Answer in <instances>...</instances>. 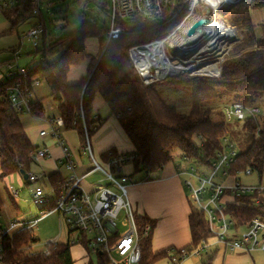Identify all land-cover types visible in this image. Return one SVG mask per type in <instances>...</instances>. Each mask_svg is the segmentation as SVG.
<instances>
[{
	"label": "trees",
	"instance_id": "obj_1",
	"mask_svg": "<svg viewBox=\"0 0 264 264\" xmlns=\"http://www.w3.org/2000/svg\"><path fill=\"white\" fill-rule=\"evenodd\" d=\"M7 1L0 12L9 24V33H16L24 23L36 19L31 29L41 28L42 35L38 47L30 54L31 62L25 67L28 69L27 74L4 79L0 85V217L7 207L5 200L17 210L14 199L7 190L8 184H4V181L21 170L29 173L33 164L31 157L36 150L19 121L21 115L7 100V91L20 84L32 92L34 80H37L38 84L44 82L51 92V97L58 103L57 114L63 122L62 131H74L78 138L83 137L84 128L91 138L104 123L105 120L102 121L92 113L95 97L102 99L109 116L115 118L132 150L118 152L111 148L99 157L106 159L108 151L113 154H135V158L130 162L132 174L142 173L144 176L133 181L132 175H127L132 179L131 184L151 180V173L176 159L185 158L193 162L197 172H203V169L211 170L217 152L222 149V140L227 138L235 147L234 138L244 133L249 136L248 146L242 152L236 151L235 160L229 166L227 176L223 178L224 184H227L230 178L238 181L235 176L244 175L249 171L250 175L255 174L257 177L256 186H263L261 178L264 171V127H259L256 117L247 118L243 122L234 121L233 123L239 124L238 128L231 127L226 122L214 124L209 111L203 109L201 104L214 99L219 90L234 95L237 103H240L237 100L241 97L257 93L264 101V35L256 38V25L250 16L254 10L264 11V0H244L225 13L232 23L245 28V34L222 63L220 78L182 77L177 83L193 88V105L187 115L178 113L163 102L157 92L160 82L145 86L128 57V50L132 46L166 35L183 18L185 11L179 12L175 20L165 27L143 24L136 18L122 21V34L107 42L105 28L85 22L62 35L48 33L39 10L40 0ZM80 1L76 0V3ZM86 38L99 40L94 56L87 53L84 44ZM85 60L88 63L84 77L77 83H68L67 76L71 68ZM29 117L36 120L45 119L40 101L32 99ZM48 183L57 194L61 177L53 174L48 178ZM187 198L190 210L187 218L190 243L183 248L190 253L202 244L207 246L209 241L216 237L209 230L206 215L197 209L188 195ZM221 202L224 203V215L233 225L246 226L255 219L264 224L263 193L256 191L251 195L230 196L229 192L225 191ZM131 207L137 229L142 231L147 225L152 229L151 234L141 241V264H155L167 258V251L171 247L154 252L151 245L154 223L144 216H139L132 204ZM9 219L11 218H7ZM32 232L33 230H25L3 238L6 264H74L72 246L66 243L46 245L47 254L31 253L30 247L38 243ZM83 257L84 264H93L86 252ZM100 261L103 263L102 259ZM212 262L211 255H206L201 260V264Z\"/></svg>",
	"mask_w": 264,
	"mask_h": 264
},
{
	"label": "built area",
	"instance_id": "obj_2",
	"mask_svg": "<svg viewBox=\"0 0 264 264\" xmlns=\"http://www.w3.org/2000/svg\"><path fill=\"white\" fill-rule=\"evenodd\" d=\"M90 1L93 2L94 9L99 10L101 5L99 0ZM108 1L111 11L106 29L107 42L117 39L122 34L123 28L120 25L122 21L136 18L143 24L165 27L175 20L179 12L185 11L179 23L163 37L129 48L130 62L145 86L165 81L172 76L186 74L218 79L219 72H210L208 69L220 65L230 47L238 41L237 28H235L237 36L224 37V30L233 25L226 24L222 17L229 9L236 7L244 0ZM7 2L12 4L11 1ZM6 4V2L0 3V10ZM200 19L204 20V23L188 36V29ZM211 27H213L212 30ZM41 35L42 29L38 27L28 30L25 36L30 39L32 47L37 48ZM27 72L26 68L5 64L3 75L4 79H11L17 75L25 76ZM36 85L38 81L34 80L33 87ZM32 99V92L20 84H16L7 91V100L21 116H29ZM223 114L226 121L243 122L247 118H255L259 114V109L235 102L225 106ZM62 126L63 122L57 115L50 121L47 130L39 132V136L43 139L49 138L55 146L60 148L62 157L58 161L56 174L60 176L59 168L65 170L67 174L64 177L60 176L61 183L58 184L56 194L49 184L48 192L44 191L43 173H27L26 181L35 185L29 201L36 205L38 216L13 221L9 219L6 225L0 224V264H6L2 247V240L6 235L33 230L42 219L52 214H57L66 227L65 243L85 250L93 264H141V241L151 234L152 229L149 225L142 231L137 229L128 199L131 179L123 174V167L135 158V154H113L108 151L106 159L95 158L88 131L84 128L83 143L78 150L86 157L87 167L82 174L78 175L75 173L77 166L64 139L65 132L62 131ZM236 155L234 145L224 138L222 149L217 152L208 175L197 172L193 167L185 170L176 166L177 175L191 178V181L188 179L183 181L188 189V196L197 209L206 215L209 230L218 241L231 250L264 253V224L256 219L248 223L246 230L237 238L228 240L227 237L233 223L223 213L224 203L221 202L223 193L228 191L230 196H238L251 195L257 191L264 194V186L244 185L238 181L231 184L214 181L217 174L220 178L227 176V170L234 162ZM31 158L33 163L49 159V148L46 146L36 148ZM183 160L186 163L189 162L185 158ZM95 173L101 174L102 181L109 182V185L87 191L83 186V180ZM244 175H250L249 171H246ZM7 190L13 199L18 198L20 189L8 184ZM50 204L52 206H49ZM56 244H58L56 239L50 240L41 251H35L36 245H33L30 247V252L47 254L45 246ZM205 246L202 244L190 253H187L183 247L171 248L167 251V264H179L188 257H199Z\"/></svg>",
	"mask_w": 264,
	"mask_h": 264
},
{
	"label": "crops",
	"instance_id": "obj_3",
	"mask_svg": "<svg viewBox=\"0 0 264 264\" xmlns=\"http://www.w3.org/2000/svg\"><path fill=\"white\" fill-rule=\"evenodd\" d=\"M5 1L7 0H0V3ZM32 27L33 25L26 27L24 31H20L21 27H19L16 33H9V24L4 18L2 12H0V82L4 80L3 72L5 64H12L17 67L21 66V68H25L28 65L29 59L24 60L20 56L21 50L24 47V39H28L25 36L26 32ZM85 70L86 66L77 65L72 67L67 76L68 83L79 82L80 79L84 77L86 73ZM39 85L40 83L38 86ZM100 101H102V99L97 96L92 103V113L94 116H98L96 111ZM103 105H105L104 102ZM48 119L49 118L36 120L26 115L19 117V121L31 144L36 148H41L43 146L49 148L50 158L34 162L30 168V172L43 173L44 177L42 184L44 188H48L49 183L47 178L56 174V171L58 170V161L62 157L60 148L55 146V143L52 140L49 138L43 139L39 136L40 131L48 129L50 123ZM103 120L105 121L100 129H98V131H96L90 138L92 152L93 148H95V153L99 157L100 154L111 148H114L118 152L131 151L132 147L120 130L118 123L116 125V123L111 122L110 120ZM69 134L77 135L74 131L65 132L64 136L66 135V139ZM80 145L79 141L77 143L75 142V145L72 146V152H70L71 157L77 166L75 173L78 175L82 174L87 167L86 157L81 155L78 150ZM82 160H84L85 163H83ZM59 174L61 177H64L67 173L62 168H59ZM149 177L152 178L149 181L130 184L128 188V198L139 216H144L154 223L151 240L152 250L157 252L170 247L181 248L188 245L190 243V234L187 218L190 210L187 202V192L183 187L181 177L177 175L176 167H174L172 163H168L151 173ZM140 178H143V176ZM7 179L12 181V183H15L17 189H20V193L24 191L21 195V197L24 195L22 199L19 195L17 199H14L17 210H14L8 204L7 200H5L7 207L3 211L2 216L12 218L13 215L20 213L19 207L30 200L31 192L35 185L27 182L20 173L9 176ZM221 180L224 183L223 178ZM233 182L234 179L230 178L227 181V184ZM246 185L256 184L247 183ZM84 188L87 191H91L92 189L90 186H84ZM44 191L46 192V189H44ZM245 230V225L234 224L227 233L228 240L237 238L240 233ZM72 249H75L77 254H80V258H74L72 256L74 264L77 262L79 264H84L85 258L83 256L85 252L83 249L77 246H73L71 250ZM206 255L213 256L212 264H255L254 262L257 258L254 251L248 252L240 249L231 250L227 245L214 238L209 241L199 257H188L179 264H201L202 258H205ZM167 259L168 257L155 264H167Z\"/></svg>",
	"mask_w": 264,
	"mask_h": 264
},
{
	"label": "rangeland",
	"instance_id": "obj_4",
	"mask_svg": "<svg viewBox=\"0 0 264 264\" xmlns=\"http://www.w3.org/2000/svg\"><path fill=\"white\" fill-rule=\"evenodd\" d=\"M99 2L101 3L99 10L93 11L92 10L94 8L93 2L87 1V0H81L78 3H76V0H40L39 10L45 22L47 32L51 34H55V35L61 34L62 35V34L71 32L81 22L89 23L94 26L107 29L109 25L108 16L111 11L110 3L108 0H99ZM250 16H251L252 22L256 25L255 26V36L256 38H261L264 35V26H263L264 25V11L254 10L251 12ZM222 18L223 20H225L224 22L226 24L233 25L231 26L232 30H235L236 32L237 30L235 28L239 30L238 41L234 42L232 47H230V50L227 52V54L223 58V61H222L223 63L226 57L228 56L229 52L231 51V49L234 48L242 40L245 34V28L235 25L225 15ZM35 22H36V19L29 20L28 22L24 23L21 26L20 31H24L26 27H30ZM84 44H85L87 53L89 55L94 56L97 53L98 46H99L98 38H86ZM35 50L36 48L32 47L30 39L29 38L24 39V47L21 50L20 57L24 60L29 59V63H30L31 62L30 54L34 52ZM222 63L217 66L218 72H219V78L221 74ZM79 66H87V60L83 61L81 64H79ZM19 68H21V66ZM182 77L188 78V77H194V76H188L186 74L182 76L169 77L166 81H161L157 85V92L159 96L161 97V99L163 100V102L167 106L174 108L180 114L187 115L190 112L192 105H193V95H192L193 88L191 86L177 84ZM209 79H213V78H209ZM32 95H33V100H38L41 102L43 109H44L45 119L47 118L52 119L58 115L57 114L58 103L51 97V92L44 82H40L39 86L37 85L33 87ZM235 101L236 100L234 99V95L225 93L219 90L217 91V95L214 99L210 101L209 100L205 101L204 103L201 104V107L209 111L211 121L214 124L226 122L227 124H230L231 127L238 128L239 124L233 123L234 121L232 122L226 121L223 116V108L227 105L235 103ZM237 101H240V103H242L243 105L247 107L255 106L259 109V114L256 116V120L259 124V127L263 128L264 127V101L262 97L260 96V94L257 93V94H251L243 98L241 97L240 100H237ZM96 114L100 116L102 120L103 119L110 120L111 122H114L117 125L115 118L109 116V111L107 107L103 105L102 101L99 102V106L97 107ZM64 139L66 140V144L70 152H72V146L75 145V142L77 143L79 141L81 145L83 143L82 138L78 139L77 135L75 136V135L69 134L67 135V139L65 135ZM248 139H249V136L244 133L239 134L238 136H236V138H234L235 150L238 153L246 149V147L248 146ZM94 149L95 148H93V155L95 158H98ZM82 162L85 163L84 160H82ZM171 163L174 165V167L180 166L181 169L183 168L185 170H189L190 167H193V169L196 170V167L193 162L184 163L183 159H176L174 162H170V164ZM132 170L133 169H132L131 164L127 163L123 167V174L128 175V176L132 175L133 181H137L140 177L144 176L142 173L133 175ZM203 173L208 175L210 173V170L203 169ZM180 177L182 180V184L185 179H188L191 181V178L188 176H185V177L180 176ZM235 178L239 180L241 184H244V185H246L247 183L257 184L258 182L255 174H252V175L239 174L235 176ZM221 179L222 178L219 177V174H217L214 181L217 183H220L222 182ZM102 180H103V176L99 173H95V174L90 175L84 180L83 186L85 187L90 186L92 188L108 187L109 182L102 181ZM261 183L264 186V171H263V175L261 178ZM4 184H13L14 187L16 186L15 183H12V181L8 179L4 182ZM183 187L186 190L187 195H188V189L186 188L184 184H183ZM44 189H46V192H48L47 187ZM23 193L24 191L19 194V197H21ZM22 197H24V195ZM19 209H20L19 210L20 213H18L17 215H13V217L11 218L12 221L20 219V218L32 219L38 216L36 205L32 204L30 201L21 205ZM8 222L9 221L7 220L6 217H3V216L0 217V223L2 225H6ZM32 233H33L34 238L38 240V243L36 244L34 248L35 251H41L44 245L50 240L56 239L58 243H65L67 240L66 227L57 214H52L42 219L37 224V226L33 228ZM254 252H255V255L257 256L256 261L254 263L264 264V253L261 251H254ZM71 254L74 258L76 257L80 258V254H77L75 249L71 250ZM76 264H79V263L77 262Z\"/></svg>",
	"mask_w": 264,
	"mask_h": 264
},
{
	"label": "water",
	"instance_id": "obj_5",
	"mask_svg": "<svg viewBox=\"0 0 264 264\" xmlns=\"http://www.w3.org/2000/svg\"><path fill=\"white\" fill-rule=\"evenodd\" d=\"M92 10L94 11L95 9L93 8ZM203 23H204V20H202V19L196 21V22H195L194 24H192V26L188 29V31H187V35H188V36L192 35V34L194 33V30H195L197 27H199L200 25H202ZM19 173L23 176L24 179H27V173H26V172H24L23 170H21Z\"/></svg>",
	"mask_w": 264,
	"mask_h": 264
},
{
	"label": "bare ground",
	"instance_id": "obj_6",
	"mask_svg": "<svg viewBox=\"0 0 264 264\" xmlns=\"http://www.w3.org/2000/svg\"><path fill=\"white\" fill-rule=\"evenodd\" d=\"M212 28L213 27H211V30H212ZM235 30H232V28H231V26L229 27V29H225L224 30V37L226 36V37H228V36H237L238 35V33L236 32V35H235ZM197 36V35H196ZM208 71H218V68H217V66H212L210 69H208Z\"/></svg>",
	"mask_w": 264,
	"mask_h": 264
}]
</instances>
